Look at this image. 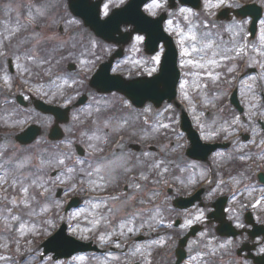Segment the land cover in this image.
<instances>
[{
  "label": "flooded vegetation",
  "instance_id": "obj_1",
  "mask_svg": "<svg viewBox=\"0 0 264 264\" xmlns=\"http://www.w3.org/2000/svg\"><path fill=\"white\" fill-rule=\"evenodd\" d=\"M66 7V3L63 2L60 6L61 11H66ZM17 44V42L14 43V45ZM4 46V39H2L0 54L5 51ZM5 47L11 48L10 43ZM27 48V45L23 44L17 48V53H23ZM0 62L5 65L4 59ZM63 74L64 72H61V77ZM35 89L36 80L30 65L24 70L17 69L14 72L9 70V66L5 70L0 65V126L2 130L9 132L11 129H18L22 121L36 122ZM50 89L43 85L40 90L48 94ZM10 95L13 96L11 100L8 97ZM19 95H23L27 103L21 108L23 109L21 113L20 105L14 102ZM37 115L41 117L38 119L41 123L53 120V116L49 114L39 112ZM209 120L203 122L202 134L205 132L211 138L206 142L228 143V145L211 153H201L199 158L176 152L173 157L172 172L167 179L175 187L196 190L205 185V191L212 190L214 187L219 188L226 219L223 226L230 227V232L234 231L236 235L219 237L217 223L215 231L210 229L214 223L210 221L209 213L214 210L217 199L202 198L198 205L190 210V213L198 219L193 224H200L202 232L206 231L207 235L215 237L216 245L209 247L203 239L197 250H191L188 253V260L193 264H264V260L256 255L257 249L264 247V119H214V124L208 125ZM243 125L247 126L242 127ZM2 130L0 129V132ZM100 136L104 140V145H94L91 163L93 162L95 167L90 169V167H84L82 163L78 168L80 169L78 186L82 192L81 195L86 199L88 195L84 191L90 187H98L105 191L109 189L116 195H119L122 189L129 191L131 202L127 203L121 198L114 200L110 213L107 211L108 214H100L99 206L94 209L89 204L93 200L92 197L83 203L79 216L78 234L81 239H87L86 241H91L92 245H97L98 250L89 251L86 255L87 262L80 264H99L100 255L106 253L119 255L117 258L119 262L110 264H129L125 263L128 255H131L126 252L127 250L136 246L141 247V252L148 249L147 236L138 235L140 229L146 231L148 228L145 206L148 203L153 204L154 201L156 203V200L162 202V198H157L165 178L159 148L161 144L147 146L149 137L141 133L135 137L111 134ZM43 137L49 139L50 135L48 133ZM123 137L128 140V144L123 142ZM12 138L11 135H2L0 138L6 141L3 146L6 150L0 151V203L2 204L18 201L14 191L18 189L20 178L19 175L11 172L10 156L18 152L22 157L34 156L36 148L38 150L42 148L41 143H31L29 146L20 145L16 140L11 143ZM67 142V139H64L63 144H58L60 149H53L51 145L44 146L41 153L52 151L61 154V149L67 151ZM4 163H9L7 168L3 167ZM101 165L105 167L101 168L100 172L93 173V170ZM89 170L93 176L88 175ZM191 172L194 174L193 177ZM196 173L199 175L198 179H196ZM209 174H211L210 180L215 184L213 187L208 186L210 185ZM22 184L30 186L29 182H22ZM109 196L106 194L102 199L105 206L112 203ZM257 200H261L262 203L254 207ZM102 212L106 210L102 209ZM238 224H243V227H237ZM127 237H129L128 243L124 244L123 241ZM228 241L232 243L228 244ZM164 250V246L156 247L159 256L163 255ZM166 254L175 263V247L166 248Z\"/></svg>",
  "mask_w": 264,
  "mask_h": 264
},
{
  "label": "rangeland",
  "instance_id": "obj_2",
  "mask_svg": "<svg viewBox=\"0 0 264 264\" xmlns=\"http://www.w3.org/2000/svg\"><path fill=\"white\" fill-rule=\"evenodd\" d=\"M46 1L49 2H55L56 0H41L40 4L37 2L36 4L33 3V0H0V18L1 16L5 15V13L9 16L12 12L19 13L23 7L29 6V10L31 13L36 12L37 19L34 20V25L36 27H43L46 29H41L40 31H37L34 36V43H38L40 41L50 40L58 45L63 44H69L72 42L75 45L72 47L70 45V51L75 52L79 51V48H75L78 45H81L83 48V45L86 46L87 43H89L92 46V51H95L94 48H98L99 44H104L100 40H98L96 37H94L93 32L86 28L82 29H75L72 30L70 27L67 26L65 28L60 29L59 27H56L51 30L49 28L50 26V16L46 13L45 10V4ZM127 0H105L102 8V16L108 15L113 8L122 6L126 3ZM236 1V3H234ZM248 0H230L229 2L233 3L234 5L240 4L241 2H246ZM227 1L223 0V3H221V0H208L206 5L203 7V9L200 11V14H192L189 12L182 13L180 9H188L187 7L177 5L173 8L169 7L167 2L165 0H157L152 3H149L144 6V10L148 12L151 15H157L162 9L167 12L168 18L165 22V28L171 34L177 46L179 47V50L182 54V65L187 68L186 70V77L182 80L181 88L179 92V101L184 103L185 100H189L191 105H194L192 108V112L197 108L199 105H202L201 110L199 112H196V119L201 122V120H205V110L204 108H211L212 113L208 118H211L208 121V125L214 124V119L219 118L217 115L219 113L220 107L215 106L217 104L216 96H218L221 92H226V87L230 85L231 81L227 80V74L231 68V65H229L230 61L235 60H243V65L241 68V72H245L248 68L251 67H257L258 72L260 74L254 76L252 74H248L246 77V81L242 85L241 89V99H243L244 102H247L249 105L251 104H257L260 102L259 97V90H264V43L259 46L257 49V46L254 45L253 40H250V33L248 30V27L246 25V20H243L241 18L233 17L230 20H223L219 21L216 19V14L218 10L226 5ZM34 4V5H33ZM31 6V7H30ZM1 7L3 8L1 10ZM26 9V8H25ZM49 10V8L47 9ZM69 17V15H68ZM32 20V17L30 16V21ZM2 28L4 27V31L6 30L7 26V20L1 21ZM74 23V25L81 26L80 21L69 18L68 24ZM210 22L215 23V27L210 26ZM259 30H258V40L264 41V18L261 21ZM8 27V26H7ZM25 27V24L20 26L21 29ZM220 27L225 28V32H222L221 30H218ZM123 29H127V27H123ZM88 32V33H87ZM90 32V33H89ZM7 33V31H6ZM51 35V36H49ZM49 36V37H48ZM195 36L196 39L193 40L192 37ZM47 37V38H46ZM138 37H142L143 39H138ZM46 38V39H45ZM143 42H144V36H141V34H138L134 37V39L131 40V42L125 46V55L126 58L115 66L113 71L115 72H123L126 68V66H130V74L127 76L135 75V74H149L152 73L156 69L157 61L155 60V57L160 56V53L155 54L152 58H141L139 56V51H142L143 48ZM211 44V47H206V44ZM111 45L107 44L99 49V52L103 54L104 52L107 53L108 51L105 50V48L110 47ZM193 48H195V51H193ZM36 51V46L33 49ZM86 53L91 52V50H88V46L85 50ZM84 53V51H83ZM86 56V55H82ZM100 56V55H99ZM3 58L0 56V60ZM86 59V58H85ZM85 59H82V63H80V66L82 68H78V71L81 69H84L83 67L87 66V62ZM257 60V61H255ZM21 63L23 61L21 60ZM0 65H2L3 68H5L4 63L0 62ZM82 72V71H80ZM128 73V72H127ZM69 76L76 78V73L69 72ZM84 76V75H82ZM55 79L57 80V77L55 76ZM207 82H211V87L215 88V91H212V95L208 93L206 88ZM233 83L237 82V79H232ZM39 89H42L43 83L39 84ZM54 87H56V81L51 83V87L47 86V88H51L50 92L53 97L58 96V90H56ZM54 88V89H53ZM184 100V101H183ZM92 108V106L90 107ZM254 108V107H252ZM174 102L168 103L165 102L161 107L159 108H153L151 106L147 107V113L148 118L157 120L156 127L159 131L164 132L170 131L171 135L172 133L175 135V128L177 126V116ZM226 111V110H222ZM254 113V110L251 111ZM225 113V112H223ZM264 113V112H263ZM103 118L99 117V122L102 124L101 129H110V131H117L119 126L121 124H118L116 122H110L108 124H104ZM172 121V122H170ZM125 123V122H124ZM53 124V120L49 121V124L47 129H50V127ZM74 127L73 123H69L65 127H63L66 135L69 134V132H74L72 129ZM121 128V127H120ZM109 134H111V132ZM107 131L103 132V134H108ZM84 132H82L83 134ZM102 133V132H101ZM156 133V132H154ZM212 135V134H208ZM99 136V135H98ZM69 138V137H68ZM173 146L171 141H167L164 143L163 146V161L165 170L171 168V163H173ZM39 166H44L47 164V160H39L37 163ZM14 166L16 167V170H22L23 166L20 163H15ZM33 172V171H32ZM199 178V175L196 173V179ZM61 181L70 183V186L68 188L67 193H74L76 191L75 186V172H68L66 175L61 176ZM20 185V184H18ZM23 185V184H21ZM54 196V194H52ZM127 202L129 201V198L126 197ZM21 206H24L27 208V201L25 200V203L21 201ZM61 202H59L60 204ZM44 208L45 206L43 204H37L34 208L33 212L36 215H39L40 217H37L36 219H39L43 222L44 219ZM148 212V217L150 215H160L161 209L156 208L151 210L147 209L145 210ZM46 212V211H45ZM132 212L134 213V209L132 208ZM32 214V215H34ZM78 217V212L74 211L72 216H70L69 221L71 222V219L74 218L73 224L75 223V219ZM182 217V225L178 228H175L172 224V222L167 223L165 226L168 228H171L173 230V233H175V237L178 235H182L185 232H187L189 226L198 221L197 218H195L194 214L183 213L181 214ZM157 216L152 217L151 219H147L148 226L157 223L158 221ZM52 220H49V222ZM157 221V222H156ZM191 221V223H188ZM29 223H23L21 219V215L14 218H6L0 216V235L6 234L4 236V240L7 239V231L10 228H14L17 226L18 232L23 235L27 236L30 232H32V228L29 226ZM46 225L42 226H35V230L38 231H45ZM75 230V228H74ZM172 234V233H171ZM165 237H162L157 240V242H166L168 241V234L164 233ZM206 240V245L209 247H213L214 241H212L210 238L207 237L206 231L200 232L197 235V240L199 241L197 244H195V240L191 239V243L188 244V250H197V247L199 243L202 242V240ZM163 242V243H164Z\"/></svg>",
  "mask_w": 264,
  "mask_h": 264
},
{
  "label": "water",
  "instance_id": "obj_3",
  "mask_svg": "<svg viewBox=\"0 0 264 264\" xmlns=\"http://www.w3.org/2000/svg\"><path fill=\"white\" fill-rule=\"evenodd\" d=\"M87 0H70L72 10L83 16L87 23L90 24L97 32L105 29H108V26L105 22L96 24L92 17H87L90 13L87 12L90 9V6L86 4ZM145 0H132L125 8L122 10L115 11V21L119 22H132L138 25V29H143L148 34V43L152 40H155L158 36L161 25L153 24L147 21V18L140 10V6ZM95 15L98 16V8L94 9ZM120 13V14H119ZM95 16V18H97ZM159 20V19H158ZM156 20V21H158ZM113 27H119L120 23L112 22ZM102 24V25H101ZM158 41V39L156 40ZM169 52L165 56L164 63L162 66V71L160 74L152 78H143L133 81H123L114 82L106 81L104 87L107 89H119L126 93L134 103L141 105L146 100H152L157 104H160L166 98L172 99L175 96L176 83L179 76L178 71L175 68L176 54L175 49L172 46L170 40H168ZM174 68V69H173ZM100 80V79H99ZM101 81V80H100Z\"/></svg>",
  "mask_w": 264,
  "mask_h": 264
},
{
  "label": "snow or ice",
  "instance_id": "obj_4",
  "mask_svg": "<svg viewBox=\"0 0 264 264\" xmlns=\"http://www.w3.org/2000/svg\"><path fill=\"white\" fill-rule=\"evenodd\" d=\"M221 3H223V0H221ZM180 11H181L182 13H184V12H189L190 10H189V9H180ZM138 39H143V38H142V37H138ZM192 39L195 40L196 37L193 36ZM205 46H206V47H211V44L209 43V44H206ZM193 51H195V48H193ZM155 60H156L157 62H159L160 57H159V56L155 57ZM94 150H95V149H94ZM58 163L63 164L64 161H63V160H59ZM78 163H81V164H82V163H84V161H78ZM103 167H105V166H104V165H101V167L95 168L94 171H96V172H100V171H101V168H103ZM81 170L83 171V169H81ZM68 171L71 172V171H73V169L69 168ZM88 175H91V172H89ZM24 191L27 192L28 189H24ZM261 203H262L261 200H257V201H256V204L253 205V206H254V207H256V206H260ZM188 223H191V221H189ZM227 243L230 244L231 241H228Z\"/></svg>",
  "mask_w": 264,
  "mask_h": 264
},
{
  "label": "clouds",
  "instance_id": "obj_5",
  "mask_svg": "<svg viewBox=\"0 0 264 264\" xmlns=\"http://www.w3.org/2000/svg\"><path fill=\"white\" fill-rule=\"evenodd\" d=\"M234 6L238 7L239 5H234ZM208 198L210 199L211 197L209 196ZM237 219H239V217H237ZM237 227H243V224H238ZM238 243H239V241H238ZM256 255L259 256L262 260H264V247H259L257 249Z\"/></svg>",
  "mask_w": 264,
  "mask_h": 264
}]
</instances>
